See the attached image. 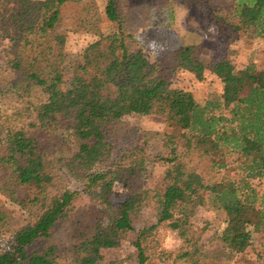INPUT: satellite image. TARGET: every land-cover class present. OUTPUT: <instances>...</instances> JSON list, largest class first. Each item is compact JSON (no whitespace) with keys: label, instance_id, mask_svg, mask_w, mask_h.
<instances>
[{"label":"trees","instance_id":"16d2710c","mask_svg":"<svg viewBox=\"0 0 264 264\" xmlns=\"http://www.w3.org/2000/svg\"><path fill=\"white\" fill-rule=\"evenodd\" d=\"M215 3L223 11L209 14L228 27L229 42L247 35L264 42V0ZM68 11L70 31L98 39L76 61L65 89L67 35L59 29ZM0 47L7 61L0 93L24 100L38 89L47 97L37 122L5 137L0 132V194L33 216L15 228V219L0 211V237L11 235L0 242V264H99L102 250L120 248L135 232L136 252L128 260L149 264L146 242L162 225L188 245L184 264H221L198 258L203 233L191 229L189 210L196 198L213 215L216 238L227 250L264 264V239L258 238L264 232L263 70L226 58L208 64L188 37L152 58L135 43L122 0H105L103 13L85 0H0ZM180 71L198 82L215 77L220 94L198 102L174 87ZM131 115L161 117L180 131L166 136L167 156H148L144 142L115 158V130ZM47 120L73 129L74 149L65 150ZM182 150L205 160L208 175L189 168ZM160 163L167 166L163 181L146 188L149 166ZM230 167L233 177L226 175ZM57 169L81 189L59 187ZM117 184L128 191L126 199L115 196ZM146 209L155 211L157 223L137 231Z\"/></svg>","mask_w":264,"mask_h":264},{"label":"rangeland","instance_id":"374dc122","mask_svg":"<svg viewBox=\"0 0 264 264\" xmlns=\"http://www.w3.org/2000/svg\"><path fill=\"white\" fill-rule=\"evenodd\" d=\"M85 1L94 4L103 13L105 0ZM122 3L124 19L134 35L135 43L152 58L160 50L173 46L177 40L188 37L195 42L199 56L208 64L226 58L239 68L254 64L259 70L264 71V42H259L257 38L248 35L240 40L229 42L225 33L228 27L218 25L209 14L210 10L213 11L212 9L217 12L223 11L215 0H193L192 5L185 3L184 0H122ZM69 14L68 11L64 24L59 29L61 33L67 35L64 63L65 89L71 84L76 61L81 58L88 46L98 39L92 34H78L70 31ZM166 22H169L167 26L164 25ZM102 26L107 32L108 24L103 22V17ZM6 62L5 49L0 47V77L4 73ZM173 82L175 88L192 92L200 103H204L221 92V86L213 76H209L204 82H198L190 73L180 71L175 75ZM46 99L47 97L38 89H33L29 97L24 100L14 94L1 92L0 132L3 133L2 137H5L8 132H19L27 128L29 124L37 122L35 112ZM44 124L50 133L66 144L64 145L66 151L74 149L75 134L70 126L52 120H47ZM115 132L112 142L116 147L115 158H118L124 152L143 145L144 142L148 148V156H167L169 149L165 145L166 136L178 134L180 131L170 126L161 117L131 115L121 120ZM182 155L189 168L197 169L200 173L208 175L205 160L185 151ZM166 170L167 166L162 163L149 166L145 187L151 189L160 184ZM226 175L235 176L233 167L229 168ZM56 183L61 188L81 189V184L73 180L64 170H56ZM253 185L257 188L262 187L257 181H254ZM127 195L128 191L121 185L115 186V196L118 199L124 200ZM189 210L193 213L191 229L196 234L203 233L197 246L198 258L206 261L214 258L221 264H261L249 255L240 260L222 245L216 238L218 225L212 222L213 215L201 206L200 199H194L189 205ZM0 211L8 213L15 219V228H20L33 221L32 215L2 194H0ZM156 223L155 211L146 209L135 226L136 230L140 231ZM10 236V234H5L0 237V242L5 245ZM136 236L137 232L132 233L129 240L118 249L102 250L99 264H131L128 257L136 252L133 245ZM258 238L264 239V232L259 234ZM146 248L151 257L149 264H184L180 257L189 247L180 239L177 232L162 225L149 235Z\"/></svg>","mask_w":264,"mask_h":264}]
</instances>
